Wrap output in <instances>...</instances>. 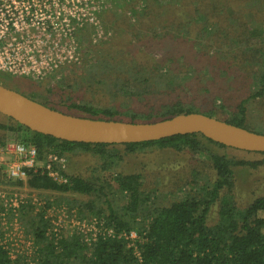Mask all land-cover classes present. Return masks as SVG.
<instances>
[{
	"label": "trees",
	"instance_id": "1",
	"mask_svg": "<svg viewBox=\"0 0 264 264\" xmlns=\"http://www.w3.org/2000/svg\"><path fill=\"white\" fill-rule=\"evenodd\" d=\"M195 1L200 4L195 13L199 18L204 15V21L217 22L221 18L220 14L226 12L236 17L227 21L231 23L230 27L239 23V27L234 30L235 35L230 38L234 52L228 50L221 56L228 59L234 56V62L237 61L235 64L250 80L247 90H238L239 97L242 98L237 104L226 103L220 95L224 91L220 89L214 90L213 87L209 92L208 80L202 82L200 78L199 89L213 95L208 109H202L199 107V96H183L191 81L184 80L179 69L168 66L166 60H154L145 53L133 56L120 55L121 53L117 56L111 53L105 55L98 48H95L93 60L87 58L86 54L82 64L73 63L63 67L61 80L48 88L47 92H65V87L72 88L69 82L78 87H95L98 84L99 87L96 88L110 96H129L128 99H136L138 103L146 105L147 110L96 108L88 102H75L70 97L61 101L65 104L64 107L52 104L49 100L41 101L35 94H21L51 109L65 114L74 111L84 118L155 123L180 114L201 113L264 135V15L259 16L263 12L264 0H246V7L236 12L231 10L232 2L229 0ZM214 26L218 24L214 23ZM230 27H223L218 32L225 36L233 34L236 26L232 29ZM215 29L213 28L212 33H215ZM83 31L80 42L82 41V48L86 46L87 50L91 38L84 34L88 31L91 34L94 29L86 26ZM257 39L260 44H256ZM174 57L175 54H172V58ZM218 101L220 104H217ZM257 103L260 105H256ZM8 120L10 123H0V131L3 133L0 144L5 142L4 135L17 134V141L36 147L40 157L49 153L60 156L92 153L103 160L101 172L110 171L108 176L90 179L70 175L67 170L69 183L66 185H58L46 176L29 171L26 182L9 181L10 185H26L39 192L95 197V200L87 202L70 196H63L62 199L68 210L77 208L82 212L87 211L90 216L99 218L106 226L113 227L118 232L137 230L144 234L145 240L138 243L140 258L136 257L133 249L127 248L121 238H103L99 235L94 241H85L74 232L56 240L55 234L49 232V222L45 220L46 208L51 206L48 202L36 214L31 206L23 207L21 211L26 234L35 240L34 254L30 258H12L10 251L0 244V264H264V195L245 207H239L233 195L235 168L258 169L264 166V160H235L214 152L209 145L240 150L225 147L200 134L126 145L85 144L31 132L14 120ZM152 147L188 151L206 161L208 175L204 182L200 183L197 179L190 181L187 185L192 190L189 187L184 197L163 205L155 192L144 189L141 174L111 173L112 168L123 159L119 154L120 148L125 153L133 154ZM258 154L264 156V153ZM112 192L119 193L126 204L122 207L112 205L108 198ZM98 202L107 207L97 205ZM215 206L218 207L217 222L210 225L209 215Z\"/></svg>",
	"mask_w": 264,
	"mask_h": 264
},
{
	"label": "rangeland",
	"instance_id": "2",
	"mask_svg": "<svg viewBox=\"0 0 264 264\" xmlns=\"http://www.w3.org/2000/svg\"><path fill=\"white\" fill-rule=\"evenodd\" d=\"M229 1L232 2L231 10L235 12L246 7V0ZM218 7H220V3ZM199 8L200 4L195 0H105V5H102L99 10L102 34L98 35L95 33L92 35L89 31L84 34L89 39L91 38V43L87 50H85L86 46H83L84 49L80 50L82 53L80 64L85 60L84 55L86 54L87 58L93 60L95 48L101 50L105 55L111 53L114 56L119 55V53H121L120 55L131 56L149 54L154 60H166L168 66L179 69L178 72L184 80L191 81L189 89L183 92V96L185 98L199 96V107L202 109H208L209 102H211L213 96L208 93L213 87L214 90L220 89L224 91L220 95L225 99L226 103L235 105L242 98L239 97L238 90H247L246 87L249 86L250 80L241 72L242 69L237 67L235 64L237 61L234 62V56L229 59L221 56L225 55L228 50L232 53L234 52L231 48L232 42L230 38L235 35L234 30L239 27V23L230 27L229 24L231 23L227 21L229 18L236 17L226 12L225 14H220L221 18L217 22L204 21V15L199 18L195 13V10ZM208 9L211 10L213 8ZM262 10L263 12L259 13V16L264 15V6ZM141 13H143V16H141ZM214 23H217L218 26H214ZM233 26H236L233 29V34L225 36L218 32L223 27L232 29ZM213 28H216L215 33H212ZM182 31L187 32V34ZM213 34L214 36H212ZM260 43L257 39L256 44ZM219 51L221 53H218ZM172 54H175L174 58H172ZM61 69L52 76H46L43 79H34L0 71V84L25 95L35 94L41 101L49 100L52 104H61L62 106L65 104L61 101L70 97L75 102H88L96 108L116 107L121 111L128 109L147 110L146 105L138 103L135 101L136 99H128L129 96H110L96 88L99 87L98 84L95 87H78L74 86L73 82H69L72 88L68 89L65 87L66 91L63 90L65 92L56 90L53 94H50L47 92L48 88L53 87L62 78ZM165 69L168 68L165 67ZM200 78L202 82H205V79L208 80L207 88L209 92L199 89ZM152 100L151 102H153ZM217 104H220V102L218 101ZM256 105H260V103ZM70 114L79 116L74 111H70ZM0 123L6 124L10 123V121L7 117L0 114ZM0 136H3L1 131ZM5 136V141L9 139L17 140L18 137L17 134L15 136L8 134ZM209 147L214 152L235 160L250 162L264 160V156L258 153L234 151L213 145H209ZM119 154L123 159L117 166L112 168L111 173L141 174L143 176L144 189L155 192L163 205L178 201L185 196L187 189L190 187L187 185L190 181L197 179L198 182L203 183L208 175V169L205 168L207 167L206 161L200 160V158L193 156L188 151L178 152L173 148L152 147L137 153L128 154L125 153L123 148H120ZM66 159L70 175L91 179L101 178L103 175L108 176L110 172H101L100 167L103 164V160L92 153L68 155ZM0 187L17 188L21 191L29 189L26 185H10L9 182L1 183ZM192 189L190 187V190ZM36 194L39 198L45 199L46 202H56L58 204L63 203V196L77 198L83 202H87L90 199L95 200V197H77L55 192H36ZM233 195L239 207H245L254 199L263 196L264 166H260L258 169L236 167ZM108 198L115 207H122L126 204L125 199L117 192L110 193ZM97 205L107 207L99 202ZM32 209L35 214L41 210L40 208L37 211L35 208ZM73 211L79 217H91L89 212H82L75 208L69 209L67 213L68 219H71ZM217 211V206L212 208L209 215L210 225H214L217 222ZM20 223L24 230V235L29 238L27 241L30 244L26 243L24 247L14 248L13 253L16 257L30 258L35 252V240L26 234V228L21 221V214Z\"/></svg>",
	"mask_w": 264,
	"mask_h": 264
},
{
	"label": "built area",
	"instance_id": "3",
	"mask_svg": "<svg viewBox=\"0 0 264 264\" xmlns=\"http://www.w3.org/2000/svg\"><path fill=\"white\" fill-rule=\"evenodd\" d=\"M102 5L105 0H0V71L43 79L69 64H80V34L86 26L94 29L92 35L102 34L99 21ZM67 170L66 156L49 153L40 157L36 147L17 140L0 144V184L26 182L32 171L58 185H66ZM36 192L39 191L0 187V244L10 251L12 258H16L14 248L30 244L20 223L22 208L29 205L37 211L48 203ZM49 203L45 220L56 240L74 232L85 241H94L99 235L121 238L140 258L138 243L145 240L141 232H118L97 217L82 218L75 211L68 219L69 210L64 203Z\"/></svg>",
	"mask_w": 264,
	"mask_h": 264
},
{
	"label": "water",
	"instance_id": "4",
	"mask_svg": "<svg viewBox=\"0 0 264 264\" xmlns=\"http://www.w3.org/2000/svg\"><path fill=\"white\" fill-rule=\"evenodd\" d=\"M0 114L31 132L72 143L126 145L200 134L228 148L264 153L263 134L201 113L180 114L155 123L90 119L51 109L0 84Z\"/></svg>",
	"mask_w": 264,
	"mask_h": 264
}]
</instances>
